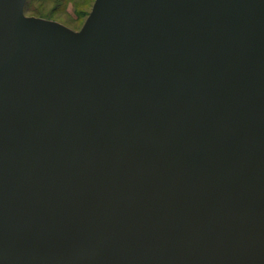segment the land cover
I'll return each instance as SVG.
<instances>
[{
    "label": "water",
    "instance_id": "1",
    "mask_svg": "<svg viewBox=\"0 0 264 264\" xmlns=\"http://www.w3.org/2000/svg\"><path fill=\"white\" fill-rule=\"evenodd\" d=\"M0 0V264H264V0H95L80 30Z\"/></svg>",
    "mask_w": 264,
    "mask_h": 264
},
{
    "label": "rangeland",
    "instance_id": "2",
    "mask_svg": "<svg viewBox=\"0 0 264 264\" xmlns=\"http://www.w3.org/2000/svg\"><path fill=\"white\" fill-rule=\"evenodd\" d=\"M95 0H26L25 14L60 22L80 30Z\"/></svg>",
    "mask_w": 264,
    "mask_h": 264
}]
</instances>
